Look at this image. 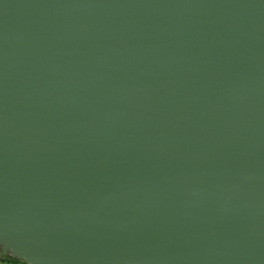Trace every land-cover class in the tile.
I'll use <instances>...</instances> for the list:
<instances>
[{
	"label": "water",
	"instance_id": "obj_1",
	"mask_svg": "<svg viewBox=\"0 0 264 264\" xmlns=\"http://www.w3.org/2000/svg\"><path fill=\"white\" fill-rule=\"evenodd\" d=\"M0 250L264 264V0H0Z\"/></svg>",
	"mask_w": 264,
	"mask_h": 264
},
{
	"label": "trees",
	"instance_id": "obj_2",
	"mask_svg": "<svg viewBox=\"0 0 264 264\" xmlns=\"http://www.w3.org/2000/svg\"><path fill=\"white\" fill-rule=\"evenodd\" d=\"M0 253H1V256H3L4 258L3 259H0V262H7V263H10V264H18L21 260H18L17 258H13V257H10V256H7V255H3L1 250H0Z\"/></svg>",
	"mask_w": 264,
	"mask_h": 264
},
{
	"label": "rangeland",
	"instance_id": "obj_3",
	"mask_svg": "<svg viewBox=\"0 0 264 264\" xmlns=\"http://www.w3.org/2000/svg\"><path fill=\"white\" fill-rule=\"evenodd\" d=\"M3 258H4V257L1 256V253H0V259H3ZM0 264H10V263L2 262V261H1ZM18 264H27V263L21 260Z\"/></svg>",
	"mask_w": 264,
	"mask_h": 264
}]
</instances>
